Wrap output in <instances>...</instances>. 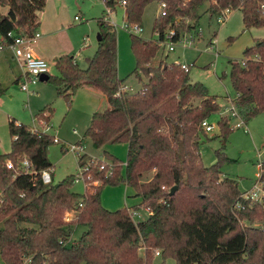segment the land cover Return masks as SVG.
<instances>
[{"label":"trees","instance_id":"trees-1","mask_svg":"<svg viewBox=\"0 0 264 264\" xmlns=\"http://www.w3.org/2000/svg\"><path fill=\"white\" fill-rule=\"evenodd\" d=\"M152 1L126 0L124 20L141 24ZM156 1L166 3V14H158L153 24L158 37L147 39L130 32L136 58L131 73L143 82L139 90L124 85L131 73L117 74L115 25L103 16L97 18V46L87 65L64 53L55 61L56 73L48 72L46 81L67 105L82 85L105 95L108 106L93 111L84 130L93 146L128 145L125 160L108 150L102 157L78 156L92 191L72 188L75 173L44 184L40 170L52 166L48 150L54 135L9 118L10 148L0 152V257L5 264H170L169 260L264 264V203L243 196L235 178L222 176L223 162L231 160L224 150L233 130L231 117H220L222 146L216 150V162L204 164L200 139L206 131L201 122L220 111L223 103L205 82L191 80L194 63L186 70L182 62L169 61L168 54L161 55L165 45L158 41L177 42L184 31L194 29L206 2L211 14L241 8L245 28L264 27V0ZM118 2L103 0L113 8ZM44 4L45 0H0V6L6 7L5 12L0 10V43L10 41V31L23 35L36 31ZM171 30L174 33L167 36ZM243 58L230 60L227 75L236 92V108L249 120L264 111V37L247 46ZM51 115V103L35 113L46 122ZM262 168L264 180V161ZM122 174L142 200L108 209L101 203V191L118 184ZM141 207L149 208L150 214L135 220L131 213ZM71 210L76 212L67 220ZM76 224L85 229L71 241Z\"/></svg>","mask_w":264,"mask_h":264},{"label":"rangeland","instance_id":"rangeland-1","mask_svg":"<svg viewBox=\"0 0 264 264\" xmlns=\"http://www.w3.org/2000/svg\"><path fill=\"white\" fill-rule=\"evenodd\" d=\"M117 6H121L120 2L113 8L109 17L116 30L119 74L125 75L135 68L136 58L131 48V31L123 25V9L121 7L116 10ZM159 6L160 3L156 0L146 6L140 24L142 30L136 33L147 39L158 37V34L153 31V24L157 13L160 14ZM208 6L209 2H206L201 7L203 15L198 25L182 33L181 39L174 43L175 49L168 50V43H166L161 50V55L168 54L169 61L194 63L191 67V80L205 82L211 92L217 94L218 100L225 105L228 103V97L236 94L227 75L230 70V60H243L244 49L253 44L257 38L264 37V27L245 28L241 8H231L228 12L222 13L224 21L221 22L218 20L220 14H211ZM104 9L103 0H45L43 9L38 13V20L43 19L47 22L49 30L32 43V48H37L42 57L48 61L49 73H56V54L60 56L63 53H69L73 57L76 54L79 63L84 64L85 57L91 52L90 49L97 46V18L106 15ZM0 10L5 12L6 7L0 6ZM75 15L81 18L77 20L74 18ZM58 23L62 26L57 27ZM37 30L41 32L39 27ZM231 36L234 38L230 39ZM86 44H89V47L83 50ZM217 50L219 51L218 57L214 54ZM11 51L9 47L0 49V63L5 67L0 66V152H5L10 148L9 118H14L30 127L44 129L49 125L46 131L59 138V142L52 143L48 150V157L54 172L53 183L69 173H78L80 154L86 153L92 157L103 155L102 146H93L90 137L84 136V130L90 122L92 111L102 110L101 108L108 106L107 103L103 107L102 101L103 99L106 101L105 95L96 89L93 92L96 95L92 96L93 101H91L85 94H81L82 91L76 97L78 93L76 91L71 104L67 105L66 101L56 94L54 85L46 80H38L36 84L29 85L30 89L37 92L21 89L9 69L8 62L12 64V67H16V62L11 60ZM223 74L225 76H222ZM126 83H128L126 87H130L133 91L139 90L143 84L135 73L128 76ZM47 103H51L52 106L49 122L35 117V113ZM222 115L221 110L212 113L208 118L214 124L213 130L201 133V154L206 165L216 162V150L222 146L218 124ZM235 122L231 119L233 130L224 148L231 160L223 162L222 176L235 178L241 191L245 192L252 189L259 181L260 167L264 161V111L245 120L241 126H234ZM71 144L75 145L74 149L70 148ZM103 146L120 159L125 160V142H107ZM151 174L152 172L145 173L144 178ZM72 188L79 192L85 190L82 181L74 182ZM89 189L92 188L86 187V190ZM100 200L106 208L116 209L140 204L142 199L135 194L132 186L119 182L116 185L104 186ZM141 208L142 216L140 217L146 218L148 212L144 210L145 207ZM135 219L140 218L136 216ZM84 229L85 225L82 224L73 226L71 241L76 239ZM140 253L143 255L144 250L141 249ZM169 263L175 264V261L169 260ZM0 264H5L1 257Z\"/></svg>","mask_w":264,"mask_h":264},{"label":"built area","instance_id":"built-area-1","mask_svg":"<svg viewBox=\"0 0 264 264\" xmlns=\"http://www.w3.org/2000/svg\"><path fill=\"white\" fill-rule=\"evenodd\" d=\"M119 2L121 5H124L126 3V0H119ZM165 6H166L165 2L160 3L161 11L159 13L161 15L166 14ZM262 7H264V3L262 4ZM104 10H105L106 15H103V19L114 24L112 19L109 17V15L113 12V7L105 5ZM228 11H229L228 8L224 10V12H228ZM75 19H80V16L75 15ZM218 20L221 22L224 21L222 13L218 16ZM123 25L125 28H129L130 31L137 32V31L142 30L140 24H129L128 22L124 21ZM173 33H174V30H171L170 33L167 34V36H171ZM8 34L11 37L10 41L5 44L0 43V49L3 47L11 48L13 56L17 59L21 67V74L19 76L20 88L34 92L33 89L29 88V85L36 83L42 74H46L49 72L48 61L42 56L37 55L32 49V43L35 42V40L40 36V32L36 30L32 34L23 35L21 33H13L10 31ZM158 41L160 45H166V43H168L167 44L168 50L175 49V44H174L175 42L172 40L158 39ZM214 54L216 57H218L219 51L218 50L215 51ZM182 66L186 70H188L190 67L189 64L183 63V62H182ZM221 111L223 112V114L230 115L231 119H234L236 121L234 123V126H241L245 123L244 118L241 116L238 109L236 108V105L234 103V96L230 95V97H228V103L222 106ZM201 125L204 127L205 131H211L214 128V124L209 121L208 117L203 119V121L201 122ZM32 128L33 129H43V128H37V127H32ZM48 128H49V125H47L46 128H44L43 130L46 131V129ZM53 139L54 141H59V138L56 137L55 135ZM70 148L74 149L75 145L71 144ZM22 164L25 167L29 166V162L27 159H23ZM7 166L11 167L12 166L11 162H8ZM100 167H103V164H101ZM260 168H261V171L259 174V181L255 183L252 189H249L243 192V196L250 197L252 199H255V200H258L264 203V180H262V175H263L262 163H261ZM108 173H110V170ZM40 176L44 184L49 185L53 183L50 167L42 168L40 170ZM78 181L83 182L85 190H86V187L88 188L90 186L88 182L86 183V177L82 174V171L80 168L78 170V173H75V176H74V182H78ZM118 182L126 183L124 174L120 175ZM79 205H81V202L79 203ZM75 212H76L75 210H71L67 212L65 218L69 220L75 214ZM137 214H138L137 210L131 213L134 219L137 216ZM156 254L160 255V251L157 250Z\"/></svg>","mask_w":264,"mask_h":264},{"label":"crops","instance_id":"crops-1","mask_svg":"<svg viewBox=\"0 0 264 264\" xmlns=\"http://www.w3.org/2000/svg\"><path fill=\"white\" fill-rule=\"evenodd\" d=\"M122 7V9H123V16H124V7L121 5V6H117L116 7V10L118 9V8H121ZM160 7V6H159ZM160 9V8H159ZM115 10V11H116ZM157 15H158V13H157ZM156 15V16H157ZM156 16H155V18H156ZM74 18H75V16H74ZM81 18V17H80ZM77 20H79V19H77ZM125 21V20H124ZM58 26L57 27H61L62 26V24L61 23H58L57 24ZM40 29H41V32H40V36L39 37H41V35L42 34H45V33H47V30H49V24L47 23V22H45V21H43V19L42 20H39V26H38ZM37 27V28H38ZM39 31V30H38ZM50 32V31H49ZM38 37V38H39ZM37 38V39H38ZM36 39V40H37ZM0 40H1V37H0ZM35 40V41H36ZM96 45H97V42H96ZM89 47V44H86L85 46H83V50H86V48H88ZM33 49V51L37 54V55H39V56H42L41 55V53H39L38 51H37V48L35 49V48H32ZM71 49V48H70ZM95 49H96V46H95V48L93 47V48H91L90 49V54L88 55V56H86L85 57V62H84V64H81V63H79V60H78V56L76 55V54H74V58L77 60V62L80 64V65H82V66H86L87 65V60H88V58L94 53V51H95ZM69 51V50H68ZM12 52V51H11ZM64 54V53H63ZM69 54V53H68ZM5 56V55H4ZM59 57V55L58 54H56V60H57V58ZM11 60H14L15 62H16V67H12V64L10 63V62H8V65H9V69H10V71H11V75L13 76V78H15V80L18 82V83H20V79H19V76H20V74H21V67H20V65H19V63H18V61H17V59L13 56V53H11ZM0 66L1 67H4L3 66V64H1L0 63ZM5 68V67H4ZM15 73V74H14ZM131 73V71L130 72H128V73H126L125 75H120L119 74V69H118V44H117V74H118V76L119 77H125L126 75H129ZM126 79H128V78H126ZM126 79H125V81H124V85H125V87L126 86H128V83H126ZM39 80H43V79H40L39 78ZM37 83V82H36ZM36 83H34V84H36ZM129 89H131L130 87H128ZM95 88H93V87H91V86H89V85H82L77 91H78V93H77V95H76V97H78L79 95V92L80 91H82V93L81 94H85V96L87 97V98H89L91 101H93V98H92V96H94V95H96V93H93V92H95ZM34 92H37V91H35L34 90ZM104 95V94H103ZM224 97H225V95H224ZM106 98V97H105ZM105 99H103V107H105L106 106V104H107V101H104ZM223 103V102H222ZM91 105V107H93L92 105H93V103H91L90 104ZM107 107V106H106ZM105 107V108H106ZM102 110L104 109V108H101ZM93 111H95V110H93ZM92 111V112H93ZM74 132H76V131H74ZM56 142H59V141H56ZM101 147V146H100ZM102 148H103V150H107L106 148H104V146L102 145ZM126 150H128V145H126ZM109 151V150H108ZM91 156V155H90ZM103 155H101L100 157H102ZM93 157H95V156H93ZM97 157V156H96ZM52 169H53V166H52V168H51V175H52V180H53V171H52ZM126 184V183H125ZM89 191H92V189L90 190L89 189ZM141 198V197H140ZM109 209V208H108ZM141 209L142 208H139V209H137V211H138V214H137V217L138 218H140V219H137V220H142V219H145V218H142V217H140V216H142V214H141ZM144 210L145 211H147L148 212V214H147V217L149 216V214H150V210H149V208H147V207H145L144 208ZM146 217V218H147Z\"/></svg>","mask_w":264,"mask_h":264},{"label":"water","instance_id":"water-1","mask_svg":"<svg viewBox=\"0 0 264 264\" xmlns=\"http://www.w3.org/2000/svg\"><path fill=\"white\" fill-rule=\"evenodd\" d=\"M97 38H98V36H97ZM47 77H48V73H46V74H42V75L40 76V79L46 80ZM176 188H177V185H174V186L171 188L170 193L173 194V193L175 192Z\"/></svg>","mask_w":264,"mask_h":264}]
</instances>
